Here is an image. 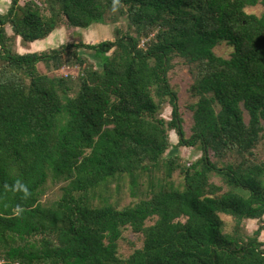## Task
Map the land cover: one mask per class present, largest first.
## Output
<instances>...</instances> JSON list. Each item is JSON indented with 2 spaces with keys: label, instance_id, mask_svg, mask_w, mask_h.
<instances>
[{
  "label": "trees",
  "instance_id": "trees-1",
  "mask_svg": "<svg viewBox=\"0 0 264 264\" xmlns=\"http://www.w3.org/2000/svg\"><path fill=\"white\" fill-rule=\"evenodd\" d=\"M21 1L0 12V264H264V0ZM94 22L115 38L16 48ZM171 130L202 156L168 155Z\"/></svg>",
  "mask_w": 264,
  "mask_h": 264
},
{
  "label": "rangeland",
  "instance_id": "rangeland-1",
  "mask_svg": "<svg viewBox=\"0 0 264 264\" xmlns=\"http://www.w3.org/2000/svg\"><path fill=\"white\" fill-rule=\"evenodd\" d=\"M25 0H22L21 3H24ZM11 0H0V12H6L8 8L10 7ZM254 12L260 13L262 11L261 6H257L255 8L251 9ZM123 23H126V19L122 20ZM101 22H94L93 25H91L88 30H85L84 28H77L74 30H70L68 28H62L54 33V36L41 40L40 42L36 41V45L40 43V45H43L39 49L35 48V44L29 43L27 44H22L21 38H18L17 40V45L16 48L18 52L21 53H27V52H32V51H43L49 48L57 47L56 45L59 44H64L67 42H72V41H84L86 42V35L89 34V37L92 39L90 43H97L101 42L106 39H114L115 38V24L114 23H103L100 24ZM98 24V25H96ZM8 30L11 32V26L10 24L7 25ZM87 29V28H86ZM58 35V36H56ZM57 37V38H55ZM95 40V41H94ZM97 41V42H96ZM58 45V46H59ZM217 51L221 55L227 56L231 51L232 47H230L227 44H222L218 46ZM92 58V61H95L98 65H101L102 61L96 55L94 52H91L89 50L86 51ZM1 62V60H0ZM41 69L45 70L44 64H40ZM79 67L75 66L74 68H69L68 66H64L63 69L60 70V73L65 72H73L76 74L78 72ZM173 82L174 84L178 87V89L181 92V97H182V108H183V115L185 119H190V112L185 108L186 107V100L185 98L187 97V87L191 83L192 78L191 75L189 74L188 69L180 64L177 65L176 68L172 71L171 73ZM163 115L166 119H171L172 118V107L170 104H167L163 110ZM171 135V141H172V147L167 151L168 155L172 154H180L184 158H187L189 160H195L202 156L203 150L200 146L197 147H188V146H180L178 145V135L176 134L175 130L170 131ZM264 151V147H263ZM55 190V189H54ZM54 192V191H53ZM225 220L227 221L228 227H232L234 224L233 219L228 216V215H223ZM259 222H255V220H248L246 222L248 232L250 234H254V232L258 229L259 227ZM264 230L262 231V233ZM129 241H125L122 245V251L123 253H128L133 250L132 243H135L136 246H141V237L137 236L133 233L129 234Z\"/></svg>",
  "mask_w": 264,
  "mask_h": 264
},
{
  "label": "crops",
  "instance_id": "crops-1",
  "mask_svg": "<svg viewBox=\"0 0 264 264\" xmlns=\"http://www.w3.org/2000/svg\"><path fill=\"white\" fill-rule=\"evenodd\" d=\"M100 24H103V23H100ZM96 25H98V24H96ZM85 30H88V28L87 29H85ZM56 31H58V30H56ZM56 31H54L48 38H50V37H52V36H54V33L56 32ZM56 36H58V35H56ZM87 37H86V42L87 43H90L91 42V38L89 37V34H87L86 35ZM48 38H46V39H48ZM55 38H57V37H55ZM41 41V40H40ZM40 41H37V42H40ZM95 41V40H94ZM97 42V41H96ZM36 42H32V44H35ZM98 43V42H97ZM59 44H57L56 46H58ZM43 45H40V43L38 44V45H36L35 44V48L37 49H39L40 47H42ZM255 222H257V220H255ZM261 239L262 240H264V232L261 234Z\"/></svg>",
  "mask_w": 264,
  "mask_h": 264
}]
</instances>
